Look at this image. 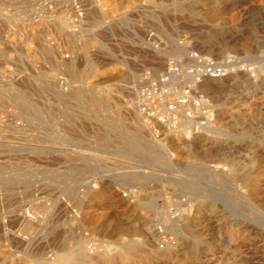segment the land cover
Instances as JSON below:
<instances>
[{
    "label": "rangeland",
    "instance_id": "374dc122",
    "mask_svg": "<svg viewBox=\"0 0 264 264\" xmlns=\"http://www.w3.org/2000/svg\"><path fill=\"white\" fill-rule=\"evenodd\" d=\"M193 49L256 77L207 81L216 125L161 139L140 74ZM131 239L157 254L132 264H264V0H0V264Z\"/></svg>",
    "mask_w": 264,
    "mask_h": 264
},
{
    "label": "built area",
    "instance_id": "2783aa9c",
    "mask_svg": "<svg viewBox=\"0 0 264 264\" xmlns=\"http://www.w3.org/2000/svg\"><path fill=\"white\" fill-rule=\"evenodd\" d=\"M237 72L256 77L255 67L242 63L236 56L222 59L193 49L186 59H172L159 72L151 69L141 72L135 94L137 111L157 137L191 141L217 123V107L203 93V84ZM172 212L175 216L180 214ZM156 232L159 246L164 248L172 235L161 223ZM48 255L54 257L53 252Z\"/></svg>",
    "mask_w": 264,
    "mask_h": 264
},
{
    "label": "bare ground",
    "instance_id": "6f19581e",
    "mask_svg": "<svg viewBox=\"0 0 264 264\" xmlns=\"http://www.w3.org/2000/svg\"><path fill=\"white\" fill-rule=\"evenodd\" d=\"M179 220L181 219H178V221H169L168 227L174 230H178L179 232V230L183 228V222H180ZM149 245L150 243H147L144 246L142 245V242L131 239L126 242L124 241V243H119L115 246H113L112 244H108L105 246L106 248L104 250H98L96 251V255H93L88 251L85 242L83 240H80L76 247H67L64 250L65 252L63 254L66 257H64L58 264H113L114 262H118L120 260H124L125 262L127 261L129 263L131 261L134 262V260H137V258L139 257L140 259L153 260V258H155L157 254L152 249L151 245ZM121 263H123V261ZM45 264H52V262L48 261V263ZM130 264H132V262Z\"/></svg>",
    "mask_w": 264,
    "mask_h": 264
}]
</instances>
